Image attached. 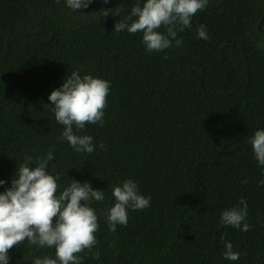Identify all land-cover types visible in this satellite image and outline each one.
<instances>
[{
	"label": "trees",
	"instance_id": "obj_1",
	"mask_svg": "<svg viewBox=\"0 0 264 264\" xmlns=\"http://www.w3.org/2000/svg\"><path fill=\"white\" fill-rule=\"evenodd\" d=\"M133 2L93 0L84 15L62 0H0L3 187L26 155L34 164L51 150L58 191L69 178L102 189L105 199L90 203L99 258L85 249L82 264H264V176L248 143L264 128V0H209L177 33L181 46L152 52L141 33L113 32ZM200 24L207 40L197 36ZM77 69L110 81L103 125L80 133L105 145L92 153L60 138L47 99ZM128 178L150 204L129 209L127 225L110 232L111 189ZM242 197L250 229L220 225L221 211ZM225 240L238 260L223 257ZM8 255L9 264H31L54 249L25 239Z\"/></svg>",
	"mask_w": 264,
	"mask_h": 264
},
{
	"label": "clouds",
	"instance_id": "obj_2",
	"mask_svg": "<svg viewBox=\"0 0 264 264\" xmlns=\"http://www.w3.org/2000/svg\"><path fill=\"white\" fill-rule=\"evenodd\" d=\"M92 2L62 0L72 14L84 15L82 10ZM103 2L107 4L108 0ZM208 3L209 0H134L127 14L114 23L113 32L141 33V43L147 52L179 47L182 41L177 38V33L191 28L193 15L205 9ZM100 11L104 16L109 14L107 8ZM196 33L198 38L208 39L206 25H198ZM109 91L110 81L91 74L81 75L77 69L71 71L48 95L54 119L63 126L60 138L66 140L73 151L92 153L105 148L102 142L94 145L91 135L80 133L86 123L103 125ZM248 143L257 165L262 166L261 174L264 176V128L254 130ZM52 159L51 150L43 157L37 156L34 164L33 157L26 155L9 186L3 187L6 181L0 179V187H3L0 191V264H9V249L25 239L29 245L54 249V256H35L31 264H82L84 257L79 253L85 249L91 251L94 258H99V252L94 251L98 243L95 236L98 216L90 203L103 201L105 193L102 189L93 188L88 181L70 178L69 183L58 191L61 174L49 170L48 163ZM257 186H264V179L258 180ZM111 195L113 203L104 216L110 232H115L117 225H127L129 209L147 208L151 200L140 193L137 183L131 178L117 181ZM247 216L248 204L242 197L238 204L221 211L218 222L246 232L251 227ZM223 247L225 259H239L241 253L234 251L230 241L225 240Z\"/></svg>",
	"mask_w": 264,
	"mask_h": 264
}]
</instances>
